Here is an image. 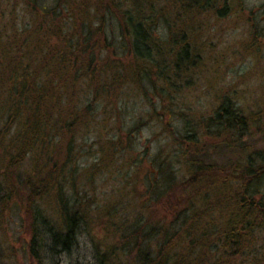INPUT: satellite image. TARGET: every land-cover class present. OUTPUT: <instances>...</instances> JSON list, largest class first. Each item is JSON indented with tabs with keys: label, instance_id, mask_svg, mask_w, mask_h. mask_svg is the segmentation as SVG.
<instances>
[{
	"label": "rangeland",
	"instance_id": "1",
	"mask_svg": "<svg viewBox=\"0 0 264 264\" xmlns=\"http://www.w3.org/2000/svg\"><path fill=\"white\" fill-rule=\"evenodd\" d=\"M187 3L36 0L26 7L23 0H0L1 57V43L15 28L44 32L43 43L49 19L61 21L71 38L82 21L91 22L83 53L68 57L71 67L47 65L53 63L51 47L64 52L63 38L50 39L49 48L29 44L36 53L29 72L38 69V56L42 59L36 81L25 77L14 101L6 96L9 85L0 92V264H34L32 211L60 224L59 196L75 204L82 224L72 250L53 254L47 249L45 264H145L146 257H157L168 235L178 233L187 242L177 248L169 239L166 245L173 250L163 263L251 264L252 255L264 252L263 231L253 233L252 255L234 257L215 244L211 233L223 225L213 208L214 183L223 180L225 194L239 193L246 165H264V0ZM137 12L157 44L152 61L133 55L126 20L128 15L137 20ZM184 43L187 62L176 69ZM143 67L147 74L139 73ZM60 71L64 79H56ZM17 79L15 74L9 84L15 86ZM62 80L53 115L67 112V124L61 132L51 131L41 146V151L55 150L47 163L41 161L43 172L59 173L35 177L45 191L29 198L28 187L35 182L28 179L39 160L29 153L8 170L16 138L24 131L22 111L33 107L29 83L34 81L36 89L46 84L49 91ZM227 99L244 118V131H223L218 123ZM8 185L14 186L11 201ZM250 190L255 200H264V176ZM196 211L202 217L197 222L192 219ZM198 228L210 235L203 237ZM188 231L198 240L193 245Z\"/></svg>",
	"mask_w": 264,
	"mask_h": 264
},
{
	"label": "trees",
	"instance_id": "2",
	"mask_svg": "<svg viewBox=\"0 0 264 264\" xmlns=\"http://www.w3.org/2000/svg\"><path fill=\"white\" fill-rule=\"evenodd\" d=\"M130 1L131 0H128V2ZM180 1L187 3L185 2L186 0H177L178 3H180ZM187 1H189V3H187L188 5H191V3L197 4L198 2V0ZM23 3L26 7H28L35 5L36 0H23ZM137 15H139L137 20H134L131 15H128L126 20L130 27V31H132L133 55L139 60L152 61L153 56H151V51L152 48L154 50L157 47V44L152 42L150 32H148L146 26L141 22L142 17L140 12H137ZM49 22L50 27L47 29L48 35H43V43L42 39L40 38L42 32L35 29L30 30V28H24L25 31H20L15 28L14 33L9 37V39L1 43L2 57L0 55V92L3 88L9 85L10 89H6V96L11 97L12 101H14L15 97L20 96V88L22 87L23 79L25 77H29L36 81L37 72L42 69V59L38 56L40 59L38 69H32L29 72V65L32 61V56L36 54L30 51L31 49L29 48V44H43V47L47 45L49 48V40L53 39V37H55L57 40L60 38L65 40V43L61 42L65 45L63 53L53 50L52 47L49 50L48 58L49 60H53V63L47 62V65L48 67L52 66V69L53 66H56V64L60 62L68 64V66L71 67L73 65L72 59H69L68 57H71L76 51L83 53V50L81 49L84 46V43H87L85 38H88V34L91 33L90 21L81 22L82 27L79 28V31L74 38H71V35H68L65 31H63L62 25L60 23L61 21L59 23H55L49 19ZM65 36L68 38L66 39ZM181 43L183 42L181 41ZM37 48V50L41 49L39 47ZM187 50L188 47H186V43H184L181 55L178 56L176 60V69H181L183 64L187 62ZM143 68L142 71H139V73L147 74L145 71L146 69L144 68L143 70ZM52 69L51 72H49L51 75ZM15 74L18 76V79L16 80V85L12 86L9 84V82L12 80V77ZM60 78L64 79L62 71H60L56 77V79ZM34 81L29 83V85L32 86L29 99L33 107H30L27 110L23 109L22 111V113L24 112V131L21 136L16 138L17 142H15L13 153L10 154V158H12V160L8 165V170L10 169L13 172L16 167L21 165L23 158H25V156L29 153H32L34 158L39 160L37 161V167L33 169V175L28 179V182H35L34 186L28 187L27 194L29 198L40 197L43 195V191H45L42 187H40V184L35 181V177H42L45 174L58 175L59 173V171L54 173V169H46L45 172H43L41 167L45 162L41 161L46 160L45 158H52L55 154V150L50 153L48 152V148H46L44 151H41V146L44 145L45 141H47L51 131H62L63 125L67 124V122L64 121L68 115L67 112L65 113V116L60 113L58 115H53L60 106L61 92L59 89L63 86L64 81L62 80L59 83L60 87L57 88L58 90L55 89L49 91L45 89L46 84L42 85L41 87L37 86L38 89H36V87H34ZM24 93L26 94V92ZM62 107L60 108V111ZM217 116L218 123H221V126L224 128L223 131H227L232 128L236 129V131H240L239 128H241L242 131H244L243 127L246 125V122L244 118L239 115V112L234 109V106L229 102L228 99L224 101L222 105V111H220ZM68 126L69 127H67V129L70 130V125ZM246 166H248V170L246 172L247 177L243 174H241V177H239L240 186L237 188V190H241L238 191L239 193L236 192L225 194L224 189H228V186L222 182L223 180L220 179L218 182L214 183L213 187H211L212 189H217L215 193L216 202L213 208L218 209V218L223 221V225L220 226L217 231L212 232L211 230V233H213L212 235L215 237V244L221 247V250L231 253L233 257L238 255H252L251 252L252 248L254 247V242H252L251 238L254 231L259 230L264 232V200H255L250 190L254 182H257L258 184L262 182L264 176V165L262 166V164H259L257 168L251 166L250 164ZM200 169L204 170V168ZM211 169H209V171H211ZM211 172L214 173V171ZM255 187L257 188V186ZM8 190L9 191L7 192L9 193H6L7 200L11 201L14 197V186H9ZM58 198L61 202L60 208L62 210L60 224L47 218V216L40 210L32 211V238L29 243V251L34 264H45V253L47 249L53 254L68 252L72 250L73 246L77 242L78 232L82 224V217L75 208L76 206L74 203L70 202L69 200L65 201L60 196ZM197 211L199 212V210ZM196 212L192 217L195 222H197L199 219H202L198 212L197 214ZM206 213L207 215H210V210H208ZM194 228L195 225L192 226L193 230ZM199 230H201L200 232L203 231V229ZM188 232L190 233L191 231ZM209 235L210 234L208 232L203 231V237H207ZM187 238L190 239L188 242L191 244H194V242L198 241L194 239V235L191 233L187 236ZM169 239L173 241L176 240V243L174 244L177 248L187 242L183 240V238L180 236V233L173 234L171 236L168 235L165 240V245L159 250L157 257L155 259H151L148 256L145 258V260L143 259V262L145 264L149 262H152L151 264H166L163 262L167 258L168 254L173 250V247L166 245ZM261 253L257 256L252 255L251 264H264V252L262 254ZM104 255L103 257H106Z\"/></svg>",
	"mask_w": 264,
	"mask_h": 264
}]
</instances>
